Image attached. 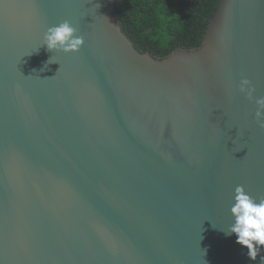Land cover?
Masks as SVG:
<instances>
[{
	"label": "water",
	"instance_id": "obj_1",
	"mask_svg": "<svg viewBox=\"0 0 264 264\" xmlns=\"http://www.w3.org/2000/svg\"><path fill=\"white\" fill-rule=\"evenodd\" d=\"M115 0H0V264H264L236 235L264 198V0H220L200 47L137 51ZM68 20L78 52L49 51Z\"/></svg>",
	"mask_w": 264,
	"mask_h": 264
},
{
	"label": "trees",
	"instance_id": "obj_2",
	"mask_svg": "<svg viewBox=\"0 0 264 264\" xmlns=\"http://www.w3.org/2000/svg\"><path fill=\"white\" fill-rule=\"evenodd\" d=\"M220 0H115L114 17L134 48L162 59L200 47Z\"/></svg>",
	"mask_w": 264,
	"mask_h": 264
},
{
	"label": "clouds",
	"instance_id": "obj_3",
	"mask_svg": "<svg viewBox=\"0 0 264 264\" xmlns=\"http://www.w3.org/2000/svg\"><path fill=\"white\" fill-rule=\"evenodd\" d=\"M84 42V37L77 34V29L71 22L64 20L46 29L42 45L49 51L71 53L78 52ZM238 91L248 100H255L257 105L255 119L264 127V97L258 99L254 97L256 89L247 78H241ZM230 212L234 222L228 226L226 234L234 233L237 237L236 242L246 247L248 257L255 261L264 247V198L257 199L250 195L243 185H237ZM261 260H264V257H261Z\"/></svg>",
	"mask_w": 264,
	"mask_h": 264
}]
</instances>
